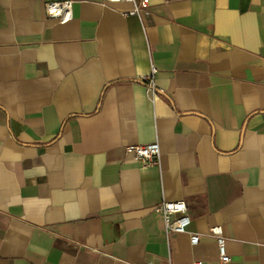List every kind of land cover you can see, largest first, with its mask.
Here are the masks:
<instances>
[{"label": "crops", "instance_id": "obj_1", "mask_svg": "<svg viewBox=\"0 0 264 264\" xmlns=\"http://www.w3.org/2000/svg\"><path fill=\"white\" fill-rule=\"evenodd\" d=\"M51 1L0 0V264H264V0Z\"/></svg>", "mask_w": 264, "mask_h": 264}, {"label": "built area", "instance_id": "obj_2", "mask_svg": "<svg viewBox=\"0 0 264 264\" xmlns=\"http://www.w3.org/2000/svg\"><path fill=\"white\" fill-rule=\"evenodd\" d=\"M121 1V0H116ZM133 4V7L126 11L127 15H140L149 7V0H124ZM75 0H54L46 5V13L50 19L60 23H66L73 18V6ZM155 72V69L154 71ZM149 88L155 90L153 77L148 79ZM126 154L134 161L142 165L161 164V145L159 141L151 143H134L125 146ZM156 211L163 215L164 227L168 233H185L191 223L190 211L185 201H162L156 206ZM210 235L218 241L221 261L229 263L232 257L226 253L223 227L214 226L210 229ZM200 242V235L191 234V243L196 245ZM194 264H209L206 262H195Z\"/></svg>", "mask_w": 264, "mask_h": 264}]
</instances>
